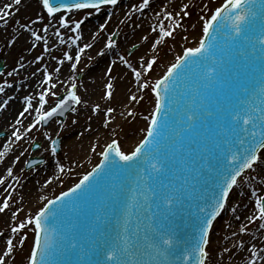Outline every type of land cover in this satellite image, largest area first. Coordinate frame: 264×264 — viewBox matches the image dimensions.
Listing matches in <instances>:
<instances>
[{
	"label": "snow or ice",
	"instance_id": "6c2138e0",
	"mask_svg": "<svg viewBox=\"0 0 264 264\" xmlns=\"http://www.w3.org/2000/svg\"><path fill=\"white\" fill-rule=\"evenodd\" d=\"M22 0H14V4L19 6ZM119 0H40L42 12L46 14L49 24L52 25L53 35L59 38V44H65V39L61 29L69 30L74 37H69L71 44L75 45L82 39V25L94 14H99L107 7H115ZM256 0H225V2L215 9L207 18L203 20V37L197 47H188L183 51V55L177 56L175 63L171 64L166 73L154 84L140 82L142 73L126 60L123 56L120 59L128 68H130L136 77L140 89L151 88L155 95V108L152 111L146 135L139 144L130 153L121 150L119 142L115 139L107 144L101 153L103 159L101 163L87 173L68 191L62 192L55 199L47 200V203L39 209L34 215L29 216L18 225L11 228V233L18 235V240L14 243L12 237L6 239V249L0 255V264H7L6 257L11 258L17 244L23 247L27 240L26 230L31 226L34 234L33 245L28 256V264H49L48 257L52 254L55 246L53 234L55 229L49 228V218H55L65 212L79 213L80 202L87 204L90 196L95 193L100 186L102 174H106V169L119 168L126 173V180L131 184L127 187L124 182L120 184L112 183L105 188L110 189L108 199L115 200L125 192H131L130 203L127 205L128 211L125 213L123 225L113 236L106 235L105 231L99 232V237L89 234L86 239L78 238L76 222L69 217L67 230L61 231L59 239L64 243L67 250H78L81 261L85 264H192L195 258V264H209L211 259V234L214 223L221 216L226 207H229L230 196L236 193V189L245 184L264 182L258 180L264 176V20H261L257 28L254 22L249 21V16H256L252 11V5ZM150 6V0H142L138 6L133 8L135 12H143ZM9 11L0 12V21L7 24L8 18L12 15V5H6ZM261 8H264V0H261ZM189 4L185 3L175 16L172 12H167L166 20H173L175 26L166 29L164 24L159 25V39L153 45V51L156 45L163 42L167 37H172L176 28L182 27L183 17L190 15ZM182 13V15H181ZM78 17L73 19V17ZM179 17V19H176ZM38 19H43V16ZM111 19L109 15L108 20ZM230 21V27L226 22ZM58 25V27L56 26ZM26 31H30L31 36L37 41H43L45 51H50L46 36L36 31H32L28 25H22ZM107 27V21L99 25V31H104ZM228 28L222 32L223 28ZM47 34L49 29L45 25L42 29ZM152 31H156L153 28ZM116 33L109 35L105 47L115 46V40L112 39ZM218 37L223 40V44L218 42ZM95 39V36H93ZM146 40L147 37H144ZM92 44L78 46L75 56L69 52L63 53V59L58 60V64L63 65L65 61L72 62L70 67L75 73L77 65L80 63L81 54L86 49L91 48ZM35 47V45H33ZM236 50V55L245 61V67L249 63H260L259 86L251 91L243 87L238 89L245 98L237 99L236 103L226 98L222 104H217L215 110L210 103H206L207 97L201 92V89L210 90L216 84H222V74L228 69L225 64L230 62L225 58V52L231 53ZM103 55V52L99 53ZM37 61L43 57H37ZM56 59V57H53ZM143 62V58H141ZM156 63L155 58L146 62V71H151ZM195 65V67H193ZM23 67V65H21ZM60 72V67L55 69ZM111 73V68L108 69ZM191 73V75H189ZM12 75V73H8ZM75 77H73V80ZM53 76L44 71L43 84L48 85L39 94L38 107L33 106L32 96H26V106L19 113L20 117L25 114L31 115L30 110L34 108L35 117L27 126L22 134L18 128L12 132V137L16 142L26 139L28 133L39 126L48 124V122L57 114L63 116L65 112L71 110L75 113V106L86 103L82 101L81 96L77 94V85L71 84L67 94L58 100L55 106L47 108V97L57 96L53 91L57 87V82H52ZM7 87H11L5 81ZM107 91L104 94L105 99H111L113 96V84H106ZM5 91L4 86H0V93ZM131 101L138 102L136 95L129 98ZM259 100V103H255ZM8 101L0 104V109L6 107ZM100 105L93 107L92 111L98 112ZM114 108H107L105 116L108 119L104 126L107 127L111 122ZM129 115H132L129 112ZM22 120L17 119L16 124H21ZM75 124L76 121L73 120ZM15 127V126H14ZM186 134L196 136L199 140L200 166L197 168L189 157L192 155V148L185 145ZM45 137L50 141V151L55 155L57 150V140L45 132ZM58 135V133H57ZM175 145V151L181 167L173 170V178L164 183L161 179L169 173V161L173 159L168 151V145ZM190 143H195L191 141ZM4 150L0 151V160H2L10 151L7 144ZM40 147V145H35ZM95 151V148H93ZM20 155H24L21 152ZM118 158V160L116 159ZM20 160V156L15 157V162ZM31 167V164H29ZM261 169L257 172V169ZM63 172V168H60ZM250 173H256L250 175ZM8 177H13V168H7ZM115 180V177H113ZM157 183H152V181ZM212 182L213 195L210 200L203 205L197 204L196 228L197 238L194 242L184 241L178 233L177 226L169 222L168 226L158 224L156 227L148 226L144 235L140 233L143 230L140 223H137L135 229H131L132 208L147 205L151 209L153 204L158 210L157 214H162L164 220L169 217H177L186 207L191 206L196 193V186L199 184ZM51 183V181H46ZM5 180L0 178V185H4ZM13 188L8 184L5 192L8 195L0 203V213L5 212L10 207L11 192L8 189ZM14 190V189H13ZM259 188H254L250 195L254 198L253 207L245 217L246 223L239 227V233L245 234L248 231V225L258 224L259 230H264V194H258ZM139 198H143L141 204ZM46 199V198H45ZM100 209H98L99 213ZM235 213L237 207H231ZM18 215L17 211L12 213L13 218ZM148 217V219H153ZM234 219L239 220V216ZM100 221V215L95 217ZM119 224V221H118ZM97 226L91 228V233L97 232ZM4 233L0 232V236ZM264 235V232H261ZM232 236H237L236 232ZM241 250L249 252L250 256L247 264H264V248L258 249L255 244L251 247L242 240L237 239L232 244V248L222 246L221 259L223 254H228V260L231 261L233 252ZM95 256V260H85L86 257ZM217 264H220L218 261Z\"/></svg>",
	"mask_w": 264,
	"mask_h": 264
},
{
	"label": "rangeland",
	"instance_id": "374dc122",
	"mask_svg": "<svg viewBox=\"0 0 264 264\" xmlns=\"http://www.w3.org/2000/svg\"><path fill=\"white\" fill-rule=\"evenodd\" d=\"M163 0H150V6L143 12H135L133 8L138 6L142 0H127L124 1L120 7H107L99 14L91 16L84 25H82L81 33L83 32L87 24L96 22V32L91 35L89 43L93 46L98 44L96 49L102 48L103 54H111L117 58L121 67L125 65L120 59L123 56L131 65L136 64L141 56L139 53V42L130 43L128 41V29L126 24L130 25L141 20L142 16L147 13V10L154 8L156 3H160ZM224 0H192L189 4L190 15L183 17L181 20L182 27L176 28L172 37H167L160 43L156 50L153 51L149 58L143 62L144 70L140 78V82H147L152 85L155 82V78H160L163 72L175 62L176 57L180 56L182 50L188 47L195 46L196 43L192 42V38L199 33V30L203 27V20L201 17L207 18L210 12L220 5ZM6 5H12V15L8 18L7 24L0 21V58H3L5 70L0 76V86L5 87V91L0 93V104L4 100H9L8 103L16 102V97H19V101L22 103L17 105L15 111L11 114L12 121L16 122V115L20 113V109L26 106L25 97L32 96V103L34 108L38 107L39 94L44 91L48 85L43 84L45 69L49 74L57 78V67H64L68 65V61H65L63 65L58 64V60L63 59V53L69 50H74L78 43L73 45L69 37H74L69 30L61 29L65 44H59L54 33L56 22L53 20L49 24V20L45 13L42 12L40 0H22L19 6L14 4V0H0V12L9 11ZM109 15L111 19L108 20ZM43 16V19H38ZM78 17H73L76 19ZM107 21V27L104 31H99V25ZM22 25H28L32 31H36L43 36H46L48 41V47L50 51H45L43 41H37L31 36L30 31H26ZM48 26V33H43V27ZM58 27V25H56ZM115 32L117 37L115 39V46L112 48L105 47L107 39L111 33ZM178 34V35H177ZM84 35V33H83ZM177 35V37H176ZM199 35V34H198ZM28 37V41L23 42V37ZM95 36V39H93ZM201 36V34H200ZM173 40L175 42L173 43ZM23 44V45H22ZM86 43V40L80 42V47ZM142 44V43H141ZM35 45V47H33ZM143 45V44H142ZM71 47H73L71 49ZM142 48V46H141ZM89 49H86L81 54L80 63L77 65V70L70 76L62 78L57 87L53 89L57 93V96L67 91L72 83L77 85V94L81 96L82 103L78 105L75 113L71 112L67 115L63 122L58 120L52 121L48 126L38 127L31 133H28L26 139L16 142L12 137V132L15 128H18L23 134L27 126L33 121L35 117L34 108L30 110L31 115L27 114V118L21 119L22 123L11 127L8 130H0V151L4 150V145L7 144L10 148L9 153L0 160V178L5 180L4 185H0V203L8 195L5 192L8 184H12L13 188L8 189L11 192L10 207L5 212L0 213V232L4 235L8 234L13 237L14 243L18 240V235L11 233V228L18 225L21 221H24L29 216L34 215L40 208L46 203L48 199L55 197L61 191L71 188L83 175L92 170L95 165L101 159V153L105 146L113 139H116L121 150L128 153L131 152L134 146L140 142L145 133L140 128L144 127L148 122L146 117L150 112L152 101H154L151 88L140 89L137 83L136 87H133V95H136L138 102H129V96L123 97L121 101L125 102V105L121 104V101L109 102L104 98V94L107 91L106 87L98 91L97 99L102 97L107 100V104L100 108L98 112H93L94 107L89 105L91 100L90 89H98V82L90 87H86L83 80L84 74L91 69L92 63H99V57H91ZM74 53V54H75ZM37 57H43L40 61H37ZM56 57V59H53ZM155 58L156 63L153 65L151 71H146V62ZM99 59V60H98ZM72 63V62H71ZM70 63V64H71ZM23 65V67H21ZM134 67V66H133ZM128 68V67H127ZM138 69L137 67H134ZM130 70V68H128ZM117 71L111 68V73L108 70L103 73L104 81L111 80L115 77ZM12 73V75H8ZM73 77L75 79L73 80ZM36 80L42 81L40 88H35L31 93L28 92V83ZM5 81L11 84V87L5 85ZM110 82V81H109ZM100 85V84H99ZM15 98H14V97ZM56 96L49 95L47 97L48 104L46 109L55 106ZM114 108L115 111L111 114L113 119L107 127L101 125L102 118L107 120L105 116L107 108ZM5 108V107H4ZM0 109V124L1 113H4ZM153 107H151L152 113ZM129 112L132 115H129ZM145 112V114H144ZM73 120L76 123H73ZM139 123L140 126H137ZM136 128V129H135ZM47 132L52 139L58 141L59 151L57 155H53L50 151V141L45 137L44 133ZM141 132V133H140ZM58 133V135H57ZM83 133H87L84 136ZM138 134V135H137ZM137 136V138H136ZM10 137L8 143L6 139ZM6 140V141H5ZM34 143L40 144V147H34ZM132 143V145H131ZM95 148V151H93ZM21 152L24 155H20ZM20 156V160L15 162V157ZM38 157L43 160V164L40 167L25 171L24 167L29 158ZM8 166H5L7 165ZM5 166V167H4ZM5 170H3L4 168ZM13 168V177H8L7 168ZM63 168V172L60 168ZM3 168V169H2ZM256 173H250L255 175ZM261 179V178H258ZM46 181H51L47 183ZM258 188L264 190V182L255 183ZM14 189V190H13ZM46 198V199H45ZM18 212V215L13 218L12 213ZM8 218V219H7ZM229 216L223 217L219 223H216L215 232L212 233L211 241H219L220 235L223 231V227L230 224ZM27 240L23 247L17 244L14 249L11 258H5L7 264H27L31 243L33 240V232L31 226L26 230ZM2 236H0L1 238ZM242 239V236L240 237ZM243 240V239H242ZM218 249V250H217ZM227 253L223 254L221 259V251L216 248L211 252V259L209 264H228L229 260L226 259ZM219 258V259H218Z\"/></svg>",
	"mask_w": 264,
	"mask_h": 264
},
{
	"label": "bare ground",
	"instance_id": "6f19581e",
	"mask_svg": "<svg viewBox=\"0 0 264 264\" xmlns=\"http://www.w3.org/2000/svg\"><path fill=\"white\" fill-rule=\"evenodd\" d=\"M190 2H192V0H163L160 3H156V6L154 8L147 10V13L142 16L140 21L136 23H132L130 25L126 24V26H128L127 27L128 41L130 43L139 42V46H140L139 53L141 56L139 57V60L136 61V64L132 65V67L133 66L137 67L138 69L136 70L143 73L144 70L143 62L145 61V59L150 57L151 53L153 52V45L155 44L156 40L160 38L159 25L163 23L166 29H171L175 26V22L173 20H166L164 18L166 13L170 11L175 16L177 12H180V9L183 6V4L185 3L190 4ZM176 19H179V17H176ZM96 26H97L96 22L87 24L83 32L81 33L82 39L80 40V42L85 39L86 43L90 44L88 39L90 38L91 35H94L95 32L97 31ZM153 28H156V31H152ZM201 30L202 28L199 30L198 33L199 35L197 34L192 38L193 43L197 44V42L199 41ZM144 37H147V39L145 40ZM26 41H28V37L25 36L23 37V42ZM80 42L78 43V46L80 45ZM174 42L175 40H173V43ZM158 45H156V48ZM97 47L98 44L92 46L89 50V53L91 54V57L92 56L94 58L99 57L100 59V60L98 59L99 63L97 62L96 64L95 63L91 64V69L84 74L83 80L85 82L86 87H90L93 84L96 85V83L98 82V86H99L98 89L95 88L89 90L92 98L91 100H89L88 104L91 106L93 105L95 106L99 104L100 108H102L107 104V100L109 102H113V101L120 102L123 99L124 95L127 97L129 96L128 98H130V96L134 94L132 88L137 86V80L132 70H128L127 67H121L117 58L109 53L100 55L99 53L103 52V50L102 48L96 49ZM72 48L73 47H71V49ZM73 49L74 50H69L68 52L71 55L75 56L76 54L75 50H77V46ZM141 58H143V62ZM70 63L71 62L68 61L67 66L65 65L64 67L60 68V72L57 74L58 76L57 78H55V82H57V80L60 81L62 78L66 76H70L72 74ZM109 68H113L114 70L117 71L115 73V77L112 78V80L110 81L113 84V96L110 100L109 99L105 100L103 97L102 99L100 98L97 99L98 91H100V89L102 90L103 88H105L106 84L109 82V80L104 81V77H103L104 75L103 73H105ZM157 78L158 77H156L155 80ZM41 83L42 81L37 82L36 80L29 82L28 83L29 85L27 87L28 92L31 93L32 90H34L35 88L36 89L40 88ZM20 103H22V100L19 101V97L18 98L16 97V102L8 103L7 106L2 110L4 113H1L0 130H5V129L8 130L9 128L17 125L15 121H12L11 114L13 111H15L17 105H19ZM121 104L125 105L126 103L121 101ZM153 105L154 102L152 101L151 107H153ZM151 107H150V112L147 116L149 118L151 115ZM23 109L24 107L20 109V112H22ZM26 115L27 113L25 114V117L22 118L17 114L16 117L21 119L24 118L26 119L27 118ZM105 121L106 120L102 118L101 125H104ZM146 125L147 123L145 124L144 127L142 126L137 128H140L141 130L139 131L142 132L146 129ZM137 126H140L139 123H137ZM83 135L87 136L88 134L83 133ZM6 140H5L6 143H8L10 137L7 138ZM5 166H8V164ZM5 169L6 168H4L3 170ZM260 171L261 169L258 168L257 172ZM259 178L261 179L258 180H264V176ZM260 183L262 184L263 182ZM254 188H258L255 183L251 185L245 184L243 187L236 189V193L230 196L229 207H227L228 210L225 215V216H229L230 224L223 227V231L220 235L221 239H219V241L217 242L212 241L211 244L212 251L215 250L216 248H219L220 251H222V246H227L229 248H232V244L235 243L237 239H240L241 236L243 241L248 245V247H251L253 244H255L258 249L264 248V235H261V232H264V230L258 229L259 222H257L256 224L248 225V231L245 234L239 233V227L242 226L244 223H246L245 217L248 214H250L252 210L254 198L251 197L250 193ZM258 194H264V190H261V188H259ZM231 207H237V211L233 213L231 211ZM235 216H239L240 219L239 220L234 219ZM233 232H236L237 236H232ZM8 237L11 236L5 234L0 238V255H2L6 249V239ZM233 252L235 254L233 255L231 261H229L228 264H247V260L249 259L250 256L249 252L243 250L236 252L235 249H233ZM226 259H228V254Z\"/></svg>",
	"mask_w": 264,
	"mask_h": 264
},
{
	"label": "water",
	"instance_id": "95a60500",
	"mask_svg": "<svg viewBox=\"0 0 264 264\" xmlns=\"http://www.w3.org/2000/svg\"><path fill=\"white\" fill-rule=\"evenodd\" d=\"M124 1L127 0H120L118 5L115 7H120ZM234 65L235 71L233 72L232 76L237 75L238 72V63ZM215 97L216 103L222 104L225 102L226 98L230 99L231 102H233L234 99H236L237 95L235 94L234 96H229L228 94L223 93L220 95L216 94ZM215 107L216 106H212L213 110H215ZM191 141H193L192 137L186 134L185 145L186 147L190 146L192 148V155L191 157H189V159L194 162L195 166L198 168L200 166L199 141H197L195 147L193 143H190ZM168 151L173 159L169 161L168 175L161 178L164 183H167L169 179L173 178V170L178 171V169L181 167L179 162L176 161V159H178V154L175 151V145L170 143L168 145ZM116 159L118 160V158ZM106 172V174H102V178L100 179V186L98 190L93 193L94 196H90L88 203L84 204L82 201L80 202V211L78 214L69 213L67 212V209H65V212L63 214L55 218H49V228L56 230L53 234L55 246L52 250V254L48 257L49 264H85L84 261L80 260L78 250H67L64 243L59 239L60 232L67 230L69 217H71L72 220L76 222L77 228L75 229V231L77 232L78 238L81 239H86L89 234L94 235L95 237H99L100 231H105L106 235L113 236L117 231L120 230V226L123 225L125 213L128 211L127 205L130 203L132 193L125 192L117 199L112 200L107 198L110 189H108V191H105V188L112 183L120 184L121 182H124L127 187H131V184L126 180L127 174L122 172L119 168L109 167L108 169H106ZM113 177H115V180H113ZM152 183L155 184L157 183V181L154 180L152 181ZM210 184L211 181L209 180L207 183L197 185L195 193L196 198L191 201V206L186 207L175 218L169 217L168 220H164L162 214H157L153 217L154 213H158L155 204H153L151 209H148L147 205L139 208L138 210L135 207L132 208V214L129 217L131 219V229H135L137 223H140L141 228L143 229L140 235L143 236L144 231L147 230L148 226L156 227L158 224L168 226L169 222H171L173 225L177 226L178 233L181 238L186 242H191L192 239L190 237V233L194 229L193 226L196 225V222L195 220H193V216L190 218V209L192 210V214L197 211L196 205L199 203L200 199H204L207 194V190L201 191V188H208ZM139 200L141 204L144 203L143 198H139ZM98 209H100L99 213ZM227 210L228 208L226 207L225 211L227 212ZM97 214L100 215L99 222L95 220ZM148 217H153V219L150 220L148 219ZM219 222L220 220L217 223ZM93 226H97L98 229L94 234L90 231ZM214 226L216 227V224ZM215 227H213V232H215ZM96 258L97 257L95 256H91L86 257L85 260H95ZM192 264H195V258H193Z\"/></svg>",
	"mask_w": 264,
	"mask_h": 264
}]
</instances>
